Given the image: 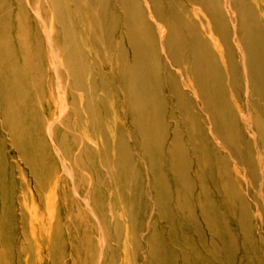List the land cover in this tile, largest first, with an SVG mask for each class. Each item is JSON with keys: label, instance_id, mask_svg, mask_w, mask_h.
Listing matches in <instances>:
<instances>
[{"label": "bare ground", "instance_id": "obj_1", "mask_svg": "<svg viewBox=\"0 0 264 264\" xmlns=\"http://www.w3.org/2000/svg\"><path fill=\"white\" fill-rule=\"evenodd\" d=\"M55 46L70 65L65 67L62 80L68 98L76 102L79 95L84 106L82 99L94 98L93 92L99 90L95 98L99 105L94 111L84 106L80 125L89 133L98 124L93 117H106L99 129L113 137L106 140L102 134L103 151L111 144L115 150L124 147L123 134L129 130L121 118L125 114L138 123L134 132L140 138L145 173L163 180V163L154 155L158 145H166L172 136L166 170L174 179L180 178L179 183H184L190 164L199 178L209 163L217 170L220 165L230 167L231 171L218 174V178L223 182L224 211L231 219L235 212L230 215L232 207L237 208L234 184L240 180L235 172L241 183H264L262 161L255 150L259 146L264 158V0H0L2 227L10 210L4 180L9 169L3 163L8 145L3 136L7 134L11 140L16 156L27 159L33 167L40 166L37 159L28 156L39 139L31 100L41 80L38 53L45 47V65L56 76L50 61V49L53 52ZM88 51L94 56L90 69L97 73L106 68L112 80L85 76ZM226 89L232 105L226 99ZM108 102L112 103L110 109ZM86 117L92 120V129ZM72 140L78 147L77 139ZM191 142L197 147L192 154H199L192 161L185 153ZM95 143L90 145L93 151L100 146ZM127 161L111 163L126 165ZM234 164L241 171L234 169ZM121 177L120 182L126 183L123 188L131 190L132 180H125L124 174ZM107 183L105 179L101 185L106 187ZM241 191L247 194L243 186ZM207 195L203 191L197 202L202 197L208 200ZM121 201L129 207L140 205L133 193ZM187 211L191 212L189 208ZM204 217L213 234L217 227L222 228L217 218ZM249 218L242 210L243 228H250ZM186 223L197 226L193 219ZM222 233L215 237L221 238ZM221 245L227 246L225 241ZM0 264L7 263L2 258ZM161 264L169 263L164 260Z\"/></svg>", "mask_w": 264, "mask_h": 264}, {"label": "rangeland", "instance_id": "obj_2", "mask_svg": "<svg viewBox=\"0 0 264 264\" xmlns=\"http://www.w3.org/2000/svg\"><path fill=\"white\" fill-rule=\"evenodd\" d=\"M53 48L50 61L54 63L56 76L45 65V47L38 53L41 80L31 100L39 139L28 156L37 159L40 166L33 167L27 159L16 156L11 140L7 134L3 136L8 145L3 163L9 169L4 180L9 188L10 210L6 212L3 227L0 221V259H5L7 264H161L164 260L169 264H264L263 181L241 183L240 175L235 172V178L240 180L234 184L237 208L232 207L230 215L235 212L231 219L224 211L225 193L218 178V174L231 171L230 167L223 168L219 162L217 170L209 163L211 168L208 166L203 174L200 172L202 178H199L198 171L190 164L184 183H179L180 178L174 179L166 170L172 136L166 145L162 144L161 148L158 145L154 155L163 163L160 165L163 180L145 173L140 138L134 132L138 123L125 114L121 118L128 123L126 130H129L123 134L124 147L115 150L111 144L103 151L100 141L104 133L99 127L105 125L106 117L101 114L93 117L98 124L89 133L80 125L84 106L94 111L99 105L95 100L99 90L93 92L94 98L82 99L84 106L79 95L76 102L68 98L62 80L66 76L65 67L70 65L60 49ZM86 53L84 59L89 67L84 71L85 76L112 80L106 68L96 69L97 73L90 69L93 51ZM126 59L127 63L131 60L129 56ZM227 89L225 96L227 93L226 99L232 105ZM111 104L107 103V109ZM119 112L123 113L122 109ZM86 119L91 121L87 126L92 129V120ZM251 121L255 122V117ZM182 136L183 133L180 137L184 139ZM72 137L79 142L78 147ZM104 137L110 140L113 134ZM93 142L100 145L96 151L90 149ZM196 148L191 142L185 151L190 161L199 156L192 154ZM255 150L264 169L259 146ZM207 157L206 153L204 158ZM114 160L124 163L128 160V164L115 165L111 163ZM234 169L241 171L235 164ZM122 174L125 180H132L131 190L123 188L126 183L120 182ZM105 179L109 180L106 187L101 185ZM242 186L246 195L241 191ZM203 191L208 192V200L202 197L198 203ZM132 193L140 205L129 207L122 203L121 199ZM210 202L215 207L211 208ZM242 210L250 216V228L240 225ZM204 216L214 221L217 218L222 228L215 226L216 234H213ZM190 219L197 226H188L186 221ZM222 231L221 238L215 237ZM221 241L227 246H222Z\"/></svg>", "mask_w": 264, "mask_h": 264}]
</instances>
